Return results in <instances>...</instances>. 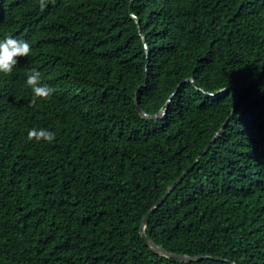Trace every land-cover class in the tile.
Masks as SVG:
<instances>
[{"label": "trees", "instance_id": "trees-1", "mask_svg": "<svg viewBox=\"0 0 264 264\" xmlns=\"http://www.w3.org/2000/svg\"><path fill=\"white\" fill-rule=\"evenodd\" d=\"M130 3L0 0V264H264V0Z\"/></svg>", "mask_w": 264, "mask_h": 264}, {"label": "clouds", "instance_id": "clouds-1", "mask_svg": "<svg viewBox=\"0 0 264 264\" xmlns=\"http://www.w3.org/2000/svg\"><path fill=\"white\" fill-rule=\"evenodd\" d=\"M47 6L46 0H40V7L43 10ZM31 53L30 43L22 40L16 39L14 37H6L3 41H0V73L10 74L13 68L18 63L19 57H27ZM42 74L36 69H32L31 73L27 78V85L31 87L33 91V99L30 103L35 104L36 98L48 99L50 98L57 89L50 86L49 84L42 83ZM56 133L49 131L46 128H32L28 131V140L33 139L45 140L51 143L55 140Z\"/></svg>", "mask_w": 264, "mask_h": 264}, {"label": "water", "instance_id": "water-1", "mask_svg": "<svg viewBox=\"0 0 264 264\" xmlns=\"http://www.w3.org/2000/svg\"><path fill=\"white\" fill-rule=\"evenodd\" d=\"M133 1L131 0L130 3V13L135 16L134 11H133ZM145 45L147 46L146 40H145ZM135 104H136V108L137 110L148 117H152V118H157V117H162L163 115H165L166 113V109L159 111L155 114H149L147 113L145 110H143L140 106V102H139V95L138 92L136 94V98H135ZM228 121V120H227ZM227 121L222 125V127L220 128V130L217 132L220 133L223 131V129L225 128ZM215 140V137L212 139V141L203 149L202 154H204L209 148L211 143ZM202 154H200L196 160L185 170L182 172V174L176 179L174 180L167 188L166 192L157 200V202L150 208V210L146 213V215L144 216L142 222H141V226H140V233L143 236V238L146 240V242L152 247L153 250L155 251H159L162 252L163 254L176 258V259H181V260H191V259H199L204 257V255H189V254H184V253H180V252H174L171 250H168L166 248H164L162 245L158 244L157 242H155L152 238H150L146 232H145V226L147 225L148 219L150 217V215L165 201V199L167 198V196L172 192V190L183 180V178L190 172V170L194 167V165L196 164V162L201 158ZM210 255H207V257H209ZM233 264H237L235 261L232 262Z\"/></svg>", "mask_w": 264, "mask_h": 264}]
</instances>
